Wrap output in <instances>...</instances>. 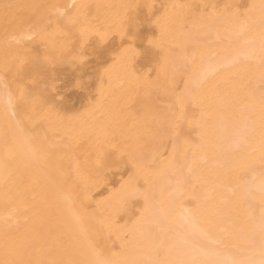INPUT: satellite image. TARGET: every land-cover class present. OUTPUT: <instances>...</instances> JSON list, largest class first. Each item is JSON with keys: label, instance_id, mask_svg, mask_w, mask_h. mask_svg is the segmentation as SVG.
<instances>
[{"label": "bare ground", "instance_id": "obj_1", "mask_svg": "<svg viewBox=\"0 0 264 264\" xmlns=\"http://www.w3.org/2000/svg\"><path fill=\"white\" fill-rule=\"evenodd\" d=\"M0 264H264V0H0Z\"/></svg>", "mask_w": 264, "mask_h": 264}]
</instances>
